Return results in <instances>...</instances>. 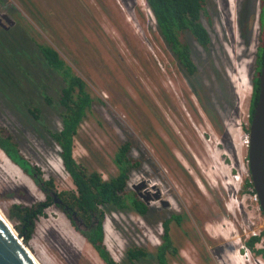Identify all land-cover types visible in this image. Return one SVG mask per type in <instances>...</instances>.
Returning <instances> with one entry per match:
<instances>
[{
    "label": "rangeland",
    "instance_id": "1",
    "mask_svg": "<svg viewBox=\"0 0 264 264\" xmlns=\"http://www.w3.org/2000/svg\"><path fill=\"white\" fill-rule=\"evenodd\" d=\"M57 1L63 8L81 4L78 0H0L1 9L16 21L9 30L0 27V126L14 136L23 156L41 169L45 181L53 180L58 193L75 189L61 149L49 135L62 128L56 106L64 82L39 53L37 45L46 42L86 81L97 101L76 138V161L107 180L118 174L113 159L119 146L140 139L134 147L138 148L135 159L148 157L151 165L132 171L129 183L143 175L153 183L162 181L172 205L146 220L131 210L105 209V243L115 261L125 264L126 250L134 246L154 253L162 244V220L172 219L170 235L178 253H170L171 264H195L192 253H216L213 248L223 253L218 264H264L246 244L254 234L264 238V215L251 196L252 188H245L250 174L246 136L252 120L251 78L259 48L253 28L256 24L258 31L264 0H235L233 12L228 0V4L208 0L212 26L203 21L213 44L207 51L190 41L198 65L191 79L158 32L145 0H83L93 13L89 21L82 15L73 18L77 25L73 28L65 20L59 22ZM39 12L44 19L37 22L33 14ZM248 32L252 36L246 40ZM12 90L20 96L18 101ZM21 95L24 103L29 100L26 106L36 102L45 110L48 104L51 112L46 110L39 123L32 122L23 115ZM46 95L53 98L52 104ZM126 99L143 110L148 125L131 111ZM146 103L159 107L164 127L149 115ZM27 201L31 205L46 202L47 197L0 149L1 212L7 217L11 205ZM178 213L185 214L182 224L172 218ZM198 219L207 224L206 230ZM193 221L198 222L197 228ZM26 247L39 264H105L54 205L38 220ZM257 249L262 248L257 245ZM239 254L247 257L236 258ZM142 264L157 261L148 257Z\"/></svg>",
    "mask_w": 264,
    "mask_h": 264
},
{
    "label": "trees",
    "instance_id": "2",
    "mask_svg": "<svg viewBox=\"0 0 264 264\" xmlns=\"http://www.w3.org/2000/svg\"><path fill=\"white\" fill-rule=\"evenodd\" d=\"M150 11L156 19L158 32L171 47L179 63L187 72V78L191 79L197 75L198 65L194 59L195 49L190 41H196L205 50L210 51L212 36L206 24L212 26L208 0H145ZM206 19L205 24L203 19ZM261 43L257 50L256 57V76L252 79L253 97L251 101V116L255 103L258 101L260 92V75L264 66V14L261 15ZM39 53L52 72L58 74L64 82L58 99L57 112L62 121L60 130H51L49 135L52 140L60 147V156L65 168L69 174L75 189L63 193L55 190L53 180L45 181L42 177V171L39 167L33 165L21 153L19 144L8 130L0 126V149L5 155L18 166L24 174L31 177L37 186L46 194V202H35L33 204L20 203L10 206L7 217L15 227L17 233L29 243L35 232L38 220L46 215V210L53 204L52 193L59 194V198L64 201L84 222L98 217V224L94 226L91 234H85L87 241L93 246L99 257L105 264H118L112 257L105 243L104 219L105 209H114L116 211L137 210L139 213L148 212V207L141 201L136 194L128 191L131 172L138 168V162L131 155L130 142H124L117 149L114 156V164L118 169V174L105 180L97 170H90L84 165L78 163L74 156L75 142L79 135L81 125L89 116L94 113L96 99L88 88L86 81L61 57L59 52L49 43L38 44ZM14 100L18 101L20 97L17 91ZM21 106L24 113L32 122L39 123L44 118V112H51L47 108L39 106L36 102L26 106L25 96ZM49 104L53 103V98L46 95ZM31 100V99H30ZM34 101V100H33ZM100 101V100H98ZM102 102V101H100ZM24 103V104H23ZM56 112V113H57ZM53 113V112H52ZM47 119V116L45 117ZM247 132L249 130L247 129ZM250 173V172H249ZM247 185L252 186L251 179H247ZM252 185H251V184ZM20 199V197H18ZM21 199H25L22 197ZM26 201V200H25ZM63 213H66L64 207H58ZM71 214L69 215V217ZM175 218V217H174ZM176 219V218H175ZM178 220V218L176 219ZM172 220L167 219L163 223L164 235H162L161 246L150 253L142 247H130L126 250L127 262L137 264L144 261L145 258H154L157 264H171L170 253L176 255L178 249L174 248L170 235V224ZM264 236V234H263ZM261 236L252 237L246 244L257 256L264 261V248L256 249L262 241ZM125 259V264H127Z\"/></svg>",
    "mask_w": 264,
    "mask_h": 264
},
{
    "label": "water",
    "instance_id": "3",
    "mask_svg": "<svg viewBox=\"0 0 264 264\" xmlns=\"http://www.w3.org/2000/svg\"><path fill=\"white\" fill-rule=\"evenodd\" d=\"M5 21V22H4ZM16 25L6 12L1 11L0 5V26L9 30ZM260 92L257 103L254 106L252 120L250 122L248 138V164L251 181L258 197L260 209L264 215V66L259 75ZM140 185L133 186L138 193L139 198L147 205L151 204L149 199L139 191ZM159 192V190H158ZM154 200H160L165 208L171 207L169 200H162L160 194L155 195ZM54 205H63L59 194L53 193ZM153 200V199H151ZM66 215L69 217L75 228L83 232L82 223L84 222L76 212L71 213L68 207H65ZM0 264H37L26 249V243L19 236L11 221L0 211Z\"/></svg>",
    "mask_w": 264,
    "mask_h": 264
},
{
    "label": "flooded vegetation",
    "instance_id": "4",
    "mask_svg": "<svg viewBox=\"0 0 264 264\" xmlns=\"http://www.w3.org/2000/svg\"><path fill=\"white\" fill-rule=\"evenodd\" d=\"M81 4L80 5H78V7H74L73 5L72 6H68V5H70V4H67V5H65V7L63 8V7H61V5L58 3V1L55 3V6L57 7L56 9H57V11H58V14H59V22L61 23V20H65V22L68 24V27L69 28H73V26H75V27H77V25H75L74 24V22H73V18H76V17H78V16H80V15H82V16H87V20H88V17L89 16H91V14L93 13H91V11L89 10V8L86 6V4L84 3V1L83 0H78ZM228 2H229V4H230V11H232L233 12V4L235 3V0H228ZM261 2H262V0H261ZM1 5V4H0ZM253 5H250V9H251V7H252ZM85 10V11H81V10H83V9ZM55 9V10H56ZM1 11H3L2 9H1ZM81 11V12H80ZM262 13L264 14V8H263V4H261V13H260V18H259V21L257 22L258 23V31H257V28H256V24H254V31H255V33L256 34H258L257 35V37H256V40H255V42H256V48H257V45L259 46V41H260V37H261V15H262ZM9 15V14H8ZM39 15V16H38ZM38 15L37 14H33V18L37 21V22H40V21H42L43 19H44V17L40 14V12L38 13ZM10 16V15H9ZM38 16V17H37ZM41 16V17H40ZM82 16H80V17H82ZM11 17V16H10ZM12 18V17H11ZM13 19V18H12ZM14 20V19H13ZM251 20H252V18H251ZM89 21V20H88ZM5 22V21H4ZM253 25V23H251L250 24V26H252ZM1 27V26H0ZM2 28V27H1ZM12 28V27H11ZM5 30V29H4ZM251 36H252V34H251V32H248L247 33V35H246V37H245V39L246 40H248V39H250L251 38ZM243 43H244V41H243ZM243 47V46H242ZM249 47H251V46H249ZM249 47H246V48H249ZM257 50V49H256ZM257 55V54H256ZM257 57V56H256ZM122 58V57H121ZM254 65H255V67H256V60L254 61ZM256 68H255V70H254V72H253V74H252V78H251V80L254 78L253 76L255 75L256 76ZM257 77H259V75H257ZM252 86H253V84H252ZM113 92H114V95L117 97V98H121V96L120 95H118L114 90H113ZM166 97H168L167 95H166ZM169 99V98H168ZM125 103H127L128 105H129V107H130V109H131V111H133L135 114H136V116L138 117V119L139 120H141V121H144L147 125H148V119H147V117H146V115L145 114H143L142 113V111L143 110H141V109H139L138 108V106L137 105H135L134 103H133V105H131V102L128 100V99H126V102ZM147 104V110H148V112H149V115L150 114H152L153 116H154V118H155V120L158 118L159 119V124L162 126V127H164L165 126V123H166V121H164V119H163V117H161L162 116V114L159 116L158 115V111L157 110H159V111H161L160 109H159V107L158 106H156L155 108H153V107H151L148 103H146ZM170 104L173 106V108L175 109V107H174V104H173V102L171 101L170 102ZM133 107V108H132ZM155 112V114H154V112ZM179 115V117H181L180 116V114H178ZM148 116V115H147ZM157 116V117H156ZM169 135L171 134L170 132L168 133ZM125 142H127V141H125ZM128 142H130V146H131V152H130V155L135 159V156H134V152L135 151H138L137 149H134V147H135V144L137 145V143H139V142H141L140 141V139H137L136 141H128ZM121 146V145H120ZM119 146V147H120ZM136 160H137V162H138V168H136L135 170L137 171L138 169H141L146 163H149L150 165H151V162L149 161L150 159L148 158V157H146V159L145 160H141V159H137L136 158ZM156 164H157V166L159 167V163H157L156 162ZM196 164H198L197 162H196ZM161 166V165H160ZM167 171V170H166ZM136 185H140L139 187H138V189H139V191L144 195V197L146 198V199H149L150 201H151V204L150 205H147V204H145L147 207H148V212H146L145 214H142V213H139L137 210H133L132 208H131V211H133L136 215H138L139 216V218H142L143 220H146V219H148V217H152V218H154L155 217V215L153 214V212L154 211H156V212H158V213H161V212H163V211H167V210H170L171 208H172V205H171V207H169V209L168 208H165V206H163L162 204H161V202H160V200H154L155 199V195H158V194H160L161 195V197H162V200L164 199V200H169V199H167V196L165 197V192H163L164 190H163V186H164V183L161 181V183L159 184V183H153V181L150 179V178H146L144 175L143 176H141V178L138 180V181H136V182H134V183H129V188H128V191L129 192H133V194H136L137 195V197L139 198V196H138V193L134 190V188H133V186H136ZM162 186V187H161ZM158 190H159V192H158ZM52 195H53V193H52ZM62 199V198H61ZM140 199V198H139ZM151 199H153V200H151ZM63 200V199H62ZM141 200V199H140ZM142 201V200H141ZM170 201V200H169ZM144 203V202H143ZM170 204H171V202H170ZM52 205H54V199H53V204ZM54 206H56V207H68L69 208V210H70V212L71 213H74L75 211L74 210H72L64 201H63V205L61 206V205H54ZM226 208H227V206H226ZM189 215H191V213H188ZM185 214L184 213H178V214H176V215H173V219H177L178 218V220H177V222L178 223H183L182 222V218H183V216H184ZM175 217V218H174ZM192 217V216H191ZM175 219V220H176ZM83 220V219H82ZM165 220H167V219H165ZM165 220H162V222H161V224L163 225L164 223V221ZM172 220V219H171ZM181 221V222H180ZM194 222V221H193ZM198 222L200 223V225L201 226H203V228H204V230H206V225H205V223L203 224L202 223V221L201 220H199L198 219ZM198 222L196 221V222H194L193 223V225H195L196 226V228L198 227L197 225H198ZM205 222V221H204ZM98 224V217H96V219L94 218L93 220L91 219L89 222H83L82 223V228H83V232H82V234L87 238V236L85 235V234H91L92 232H93V228H94V226L95 225H97ZM180 224V225H181ZM205 226V227H204ZM208 231V230H207ZM80 232V231H79ZM192 235L193 236H196V232H195V229L193 230V232H192ZM248 242V241H247ZM211 246L212 247H214L212 244H211ZM138 247V246H137ZM210 247V246H209ZM182 248V247H181ZM181 248H180V250H181ZM256 249H257V247H255ZM214 249V251L216 252V253H212V252H210V253H205V254H203V255H201L200 253H192L191 254V257H193L194 258V262H195V264H218L219 263V261L221 260V256H223V253L221 252L220 254L219 253H217V249L216 248H213ZM250 249V248H249ZM179 250V251H180ZM169 256V255H168ZM125 259H126V262H127V255L125 254ZM175 259V258H174ZM154 260H155V262L157 261L156 259H155V257H154ZM175 260H177V261H179L177 258L175 259ZM233 260V259H232ZM147 261V258H145L144 259V261L143 262H141V263H137V264H142V263H145ZM127 264H129L128 262H127Z\"/></svg>",
    "mask_w": 264,
    "mask_h": 264
},
{
    "label": "built area",
    "instance_id": "5",
    "mask_svg": "<svg viewBox=\"0 0 264 264\" xmlns=\"http://www.w3.org/2000/svg\"><path fill=\"white\" fill-rule=\"evenodd\" d=\"M246 146H247V148H248V145H249V138H248V135L246 136ZM248 178L249 179H251V177H250V174H249V176H248ZM251 183H252V181H251ZM250 183V184H251ZM252 185V184H251ZM251 196H253L254 197V200L255 201H257L258 202V197H257V195H256V193H255V190H254V187H253V185L251 186ZM256 236H259V235H256V234H254V237H256ZM258 246L260 247V248H264V240L262 241V242H260L259 244H258Z\"/></svg>",
    "mask_w": 264,
    "mask_h": 264
},
{
    "label": "bare ground",
    "instance_id": "6",
    "mask_svg": "<svg viewBox=\"0 0 264 264\" xmlns=\"http://www.w3.org/2000/svg\"><path fill=\"white\" fill-rule=\"evenodd\" d=\"M146 4V3H145ZM147 5V4H146ZM247 79V78H246ZM242 81H244V79L242 80ZM237 94L240 96V92H237ZM241 98V97H240ZM239 178V176L238 177H235L234 179H238ZM1 211V210H0ZM65 227V226H64ZM26 249H27V247H26ZM27 252L30 254V256L36 261V263L37 264H39L38 263V261L36 260V258L31 254V252L27 249ZM247 256H242V254L240 255H238V257H236V258H246ZM249 257V256H248ZM238 262H241V263H243V260H241V259H239L238 260ZM247 262H250V259L249 260H247Z\"/></svg>",
    "mask_w": 264,
    "mask_h": 264
},
{
    "label": "clouds",
    "instance_id": "7",
    "mask_svg": "<svg viewBox=\"0 0 264 264\" xmlns=\"http://www.w3.org/2000/svg\"><path fill=\"white\" fill-rule=\"evenodd\" d=\"M237 1V0H236ZM146 2V1H145ZM226 2H227V0H226ZM227 4H228V2H227ZM237 6H238V2H237ZM252 95H253V86H252ZM256 237H259V236H256ZM264 240V238H262V241ZM261 241V242H262Z\"/></svg>",
    "mask_w": 264,
    "mask_h": 264
}]
</instances>
